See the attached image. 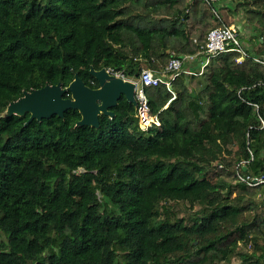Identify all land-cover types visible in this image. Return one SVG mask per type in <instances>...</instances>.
I'll return each instance as SVG.
<instances>
[{"label":"trees","instance_id":"1","mask_svg":"<svg viewBox=\"0 0 264 264\" xmlns=\"http://www.w3.org/2000/svg\"><path fill=\"white\" fill-rule=\"evenodd\" d=\"M220 3L0 0V264H264V183L239 179L264 176V65L252 57L223 52L172 89L146 87L159 120L146 130L125 97L98 128L78 126L77 109L29 125L30 113L3 115L76 73L98 87L92 67L162 72L234 24L223 8L241 13L244 45L255 25L262 45L246 49L264 55V0Z\"/></svg>","mask_w":264,"mask_h":264},{"label":"water","instance_id":"2","mask_svg":"<svg viewBox=\"0 0 264 264\" xmlns=\"http://www.w3.org/2000/svg\"><path fill=\"white\" fill-rule=\"evenodd\" d=\"M92 75L98 81V87L88 85L78 73L68 86L62 83L46 84L40 89L24 91L23 95L10 102L6 117L25 115L30 113L29 125L34 119L42 121L53 115L65 117L69 109H77L81 113L78 126L100 127V116L106 115L113 118L116 114L112 110L125 97L135 107L138 105L136 98L137 83L132 79H125L112 73L109 68H91ZM69 96H65V95ZM246 168V167H245Z\"/></svg>","mask_w":264,"mask_h":264},{"label":"built area","instance_id":"3","mask_svg":"<svg viewBox=\"0 0 264 264\" xmlns=\"http://www.w3.org/2000/svg\"><path fill=\"white\" fill-rule=\"evenodd\" d=\"M208 3L219 2L222 0H205ZM236 51L239 53V62H243L246 58H253L256 62H260L264 65V55L257 56L252 55L243 45V41L240 37L238 29L234 25H223L221 27L213 28L209 31L207 42L201 47L200 52L197 54L185 55L183 58L173 56L167 65L166 69L162 72L155 71L149 67L142 69L140 77L136 80V97L138 100V106L136 109V117L139 119L140 127L147 129L152 124H159V120L156 116L151 115L150 106L148 103V97L146 94V87L158 84H166L170 89L173 88L174 79L186 72L189 74L200 75L204 72L205 67L210 63L213 57L218 56L220 53ZM200 59V71L195 72L189 66H185L186 63L192 64V62ZM110 71L117 76H121L125 79H132L127 77L123 71ZM264 124V119L261 120ZM253 157V153H252ZM239 179L247 182L250 185H258L264 183V176L259 178H250L243 175H239Z\"/></svg>","mask_w":264,"mask_h":264},{"label":"rangeland","instance_id":"4","mask_svg":"<svg viewBox=\"0 0 264 264\" xmlns=\"http://www.w3.org/2000/svg\"><path fill=\"white\" fill-rule=\"evenodd\" d=\"M219 7L220 6H218V8ZM221 12L223 14V19L225 20V22L227 24L234 23L235 26H238V24H240L243 21V20L241 21V13H240V15H238L237 13H235V11L232 12V11H229V10H226L225 12H223V9H222ZM247 23H248V21H247ZM254 26L255 25H252V26L248 25V27H251L252 29L249 28L248 29L249 31L247 30L245 32L247 34V38L249 39L247 45H245V46H246V48H249L253 52L259 47V45H262L261 43L263 41L262 38H260V39L258 38V36H257L258 33L255 32V31H253ZM196 66H197V68H200L199 67L200 64L199 65L197 64ZM134 79L137 80L138 78H135L134 77ZM199 81H200V76H197V77H195V81L192 82V84L196 85ZM181 208H183V206H181ZM183 213H185V212H183ZM248 250H249V248L248 249L247 248H244V251H248ZM239 261L240 260L237 258V256H236L235 259H233V262L235 264L238 263Z\"/></svg>","mask_w":264,"mask_h":264},{"label":"clouds","instance_id":"5","mask_svg":"<svg viewBox=\"0 0 264 264\" xmlns=\"http://www.w3.org/2000/svg\"><path fill=\"white\" fill-rule=\"evenodd\" d=\"M220 2H222V1L214 2V3L220 5V4H222V3H220ZM222 17H223V14H222ZM231 25H234V24H231ZM234 26H235V25H234ZM235 27H236V26H235ZM236 28H237V27H236ZM242 41H243V40H242ZM243 45H244V42H243ZM244 47L246 48L245 45H244ZM249 52H250V51H249ZM109 69H111V68H109ZM117 72H118V71H117ZM131 78H132V80H135V81H136V79H134V77H131ZM128 79H129V78H128ZM94 88H95V87H94ZM136 98H137V97H136ZM137 106H138V105H137ZM137 106H136V109H137ZM151 115H152V114H151ZM135 116H136V112H135ZM138 120H139V119H138ZM139 125H140V124H139ZM152 125H153V124H152ZM152 125H151V126H152ZM149 127H150V126H149ZM149 127H148V128H149ZM148 128H147V129H148ZM142 129H143V128H142ZM145 130H146V129H145Z\"/></svg>","mask_w":264,"mask_h":264},{"label":"crops","instance_id":"6","mask_svg":"<svg viewBox=\"0 0 264 264\" xmlns=\"http://www.w3.org/2000/svg\"><path fill=\"white\" fill-rule=\"evenodd\" d=\"M227 9L226 8H223V12H225Z\"/></svg>","mask_w":264,"mask_h":264}]
</instances>
